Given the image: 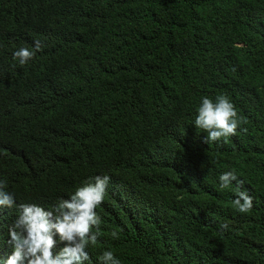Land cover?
I'll return each instance as SVG.
<instances>
[{
	"label": "trees",
	"instance_id": "trees-1",
	"mask_svg": "<svg viewBox=\"0 0 264 264\" xmlns=\"http://www.w3.org/2000/svg\"><path fill=\"white\" fill-rule=\"evenodd\" d=\"M218 95L246 122L205 143L197 109ZM228 171L241 183L222 188ZM96 176L110 179L85 264L107 250L264 264V0H0V181L15 200L0 206V262L17 205L50 210Z\"/></svg>",
	"mask_w": 264,
	"mask_h": 264
},
{
	"label": "clouds",
	"instance_id": "clouds-1",
	"mask_svg": "<svg viewBox=\"0 0 264 264\" xmlns=\"http://www.w3.org/2000/svg\"><path fill=\"white\" fill-rule=\"evenodd\" d=\"M35 45L39 50V41ZM13 55L24 64L34 52L21 48ZM244 122L227 96L218 95L215 100L205 96L201 98L194 126L207 133L205 143H209L235 135ZM109 179L108 176L94 177L78 187L70 198L60 199L50 210L34 203L17 205L19 213L8 227L7 244L11 254L0 264H85L90 259L87 247L99 236L101 221L96 208L103 202ZM219 181L222 188L229 187L234 181L238 185L241 183L232 171L221 174ZM5 187L0 181V206L12 208L15 205L14 196L4 190ZM232 203L241 213H247L253 206L252 197L242 187L237 188ZM219 227L225 230L228 224L222 223ZM55 237L64 245L58 252H53L57 244ZM100 260L102 264H120L111 250L104 251Z\"/></svg>",
	"mask_w": 264,
	"mask_h": 264
}]
</instances>
